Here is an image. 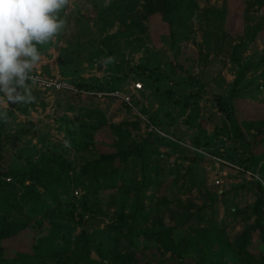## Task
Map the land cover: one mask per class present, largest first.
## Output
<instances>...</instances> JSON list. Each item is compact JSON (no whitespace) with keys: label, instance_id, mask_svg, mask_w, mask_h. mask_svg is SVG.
<instances>
[{"label":"rangeland","instance_id":"rangeland-1","mask_svg":"<svg viewBox=\"0 0 264 264\" xmlns=\"http://www.w3.org/2000/svg\"><path fill=\"white\" fill-rule=\"evenodd\" d=\"M168 1L70 0L0 104L8 264H264V0Z\"/></svg>","mask_w":264,"mask_h":264},{"label":"clouds","instance_id":"clouds-1","mask_svg":"<svg viewBox=\"0 0 264 264\" xmlns=\"http://www.w3.org/2000/svg\"><path fill=\"white\" fill-rule=\"evenodd\" d=\"M69 4L70 0H0V104L35 102L29 82L41 60L38 46L64 30L60 12ZM112 61L114 57H108L106 62ZM8 119L7 111L0 110V120Z\"/></svg>","mask_w":264,"mask_h":264},{"label":"trees","instance_id":"trees-1","mask_svg":"<svg viewBox=\"0 0 264 264\" xmlns=\"http://www.w3.org/2000/svg\"><path fill=\"white\" fill-rule=\"evenodd\" d=\"M184 2V0H171V1H168V8L170 9H178L182 6V3ZM82 89H87V90H91V88L89 87H82ZM258 187L260 189V192L262 193L261 197H260V200H259V203L261 204V206L264 204V201H263V198H264V188H263V184L259 183L258 184ZM3 227L1 228L0 230V239L1 240H6L8 238H10L12 235H15L21 228H23V224L21 221H18V222H12V221H9L8 219H5L3 221ZM3 252H4V255H5V246L3 248V246L1 245V249H0V264H8V257L7 256H4L3 255ZM48 254H44V256H48ZM19 257H21V254L19 255ZM17 257V256H16ZM19 258H17L16 260H18ZM18 262V261H16Z\"/></svg>","mask_w":264,"mask_h":264},{"label":"built area","instance_id":"built-area-1","mask_svg":"<svg viewBox=\"0 0 264 264\" xmlns=\"http://www.w3.org/2000/svg\"><path fill=\"white\" fill-rule=\"evenodd\" d=\"M33 75V80L36 82H39L41 85H45L48 88H62V87H66L65 82H62L61 80L58 79H52V78H44V76H42L39 72H35L33 71L32 73ZM137 89H142L143 88V84L141 82H138L135 84ZM67 87L70 88V86L67 85ZM71 89H73L75 92L79 93V94H83L84 96H91V95H95L98 92L92 91V90H87V89H82V88H76V87H71ZM106 94H110L112 96H118L120 95V93L118 92H108ZM124 99H126V101L129 104L131 103V97L130 96H123Z\"/></svg>","mask_w":264,"mask_h":264},{"label":"water","instance_id":"water-1","mask_svg":"<svg viewBox=\"0 0 264 264\" xmlns=\"http://www.w3.org/2000/svg\"><path fill=\"white\" fill-rule=\"evenodd\" d=\"M101 65V64H100ZM10 106L11 107H15L16 106V104H10ZM77 119H79V118H77Z\"/></svg>","mask_w":264,"mask_h":264}]
</instances>
